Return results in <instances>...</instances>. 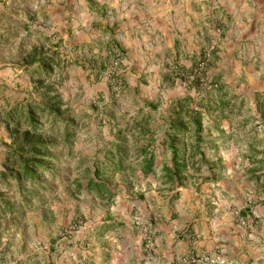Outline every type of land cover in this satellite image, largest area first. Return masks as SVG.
<instances>
[{
  "label": "rangeland",
  "instance_id": "rangeland-1",
  "mask_svg": "<svg viewBox=\"0 0 264 264\" xmlns=\"http://www.w3.org/2000/svg\"><path fill=\"white\" fill-rule=\"evenodd\" d=\"M222 2L257 11L251 17L264 24V0ZM57 5L0 0V264H156V237L167 229L158 224L180 218L179 189L216 178L238 185L243 174L210 159L221 149H264L254 107L258 100L263 113L264 97L239 92L263 62L264 42L255 39L256 60L230 50L225 29L235 20L213 13L210 38L191 57L176 55L155 84L153 75L126 74L112 28L97 20L87 30L82 7L63 17ZM182 98L200 115L204 163L179 184L165 176V131ZM190 132L178 144L188 153ZM23 162L38 169L34 179Z\"/></svg>",
  "mask_w": 264,
  "mask_h": 264
},
{
  "label": "crops",
  "instance_id": "crops-1",
  "mask_svg": "<svg viewBox=\"0 0 264 264\" xmlns=\"http://www.w3.org/2000/svg\"><path fill=\"white\" fill-rule=\"evenodd\" d=\"M59 4L63 17L65 9L72 12L82 7L81 20L87 30L97 20L112 28L113 38L125 50L126 74L153 75L155 84L156 76L167 75L176 55L184 52L191 57L197 53L196 45L210 38L213 13L235 20L225 29L230 50L237 45L239 54L256 60L255 39L264 42V24L257 25L251 17L259 13L229 11L222 0H59ZM98 9L106 14L101 17ZM69 24L76 25V19ZM258 33L263 35L259 37ZM261 55L259 70L248 75V83H241L240 94L259 92L264 97V80L257 86L254 79L255 73L264 75ZM257 101L254 107L264 124V112L257 108ZM254 154L263 158L257 161ZM216 156L210 161L222 160L223 172L239 171L244 181L232 185L216 178L200 183L199 188L191 184L180 188V218L167 225L163 221L158 224L167 229H159L156 237V264H174L177 255L190 251L215 255L218 264H264V149L250 153L237 148L225 153L221 149ZM238 208L241 212L237 215L234 211Z\"/></svg>",
  "mask_w": 264,
  "mask_h": 264
},
{
  "label": "trees",
  "instance_id": "trees-1",
  "mask_svg": "<svg viewBox=\"0 0 264 264\" xmlns=\"http://www.w3.org/2000/svg\"><path fill=\"white\" fill-rule=\"evenodd\" d=\"M187 98L177 99L174 101L173 107L169 113V123L165 131L167 139L166 142L172 151L170 167H166V177L169 181H177L179 184L185 178L189 169H199L197 162L204 163V154L200 151V132L202 130V124L200 122V115L197 112H193L186 107ZM193 128L194 144L191 146V151L188 153L187 144L182 143V148H178V144L181 139L184 138V134L189 133ZM191 133V132H190ZM199 156V160H196V156ZM43 163L39 162L37 168H42ZM22 169L24 177L28 180L35 178V173L38 169H32L30 163L23 162ZM145 172L148 168L144 169ZM5 173L3 172L2 176Z\"/></svg>",
  "mask_w": 264,
  "mask_h": 264
},
{
  "label": "built area",
  "instance_id": "built-area-1",
  "mask_svg": "<svg viewBox=\"0 0 264 264\" xmlns=\"http://www.w3.org/2000/svg\"><path fill=\"white\" fill-rule=\"evenodd\" d=\"M208 56V53L205 54ZM219 259L212 254H196L192 251L179 254L174 258V264H218Z\"/></svg>",
  "mask_w": 264,
  "mask_h": 264
}]
</instances>
